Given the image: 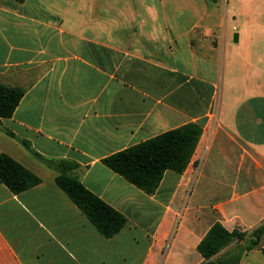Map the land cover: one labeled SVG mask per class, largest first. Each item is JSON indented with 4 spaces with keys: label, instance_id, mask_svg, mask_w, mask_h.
Returning <instances> with one entry per match:
<instances>
[{
    "label": "crops",
    "instance_id": "0c3cea01",
    "mask_svg": "<svg viewBox=\"0 0 264 264\" xmlns=\"http://www.w3.org/2000/svg\"><path fill=\"white\" fill-rule=\"evenodd\" d=\"M228 4L0 0V84L25 90L0 153L41 179L19 194L0 181V264H205L216 223L239 236L209 261L264 264V10ZM189 123L203 129L190 164L152 195L103 163ZM62 162L126 216L116 236L59 188Z\"/></svg>",
    "mask_w": 264,
    "mask_h": 264
},
{
    "label": "trees",
    "instance_id": "16d2710c",
    "mask_svg": "<svg viewBox=\"0 0 264 264\" xmlns=\"http://www.w3.org/2000/svg\"><path fill=\"white\" fill-rule=\"evenodd\" d=\"M24 94V89L0 84V119L13 116ZM202 134L201 125L189 123L106 157L103 163L146 194L152 195L166 171L185 172ZM76 167L74 163H60L57 185L105 238L116 236L126 226V216L87 189L73 174ZM0 181L10 191L19 194L38 185L41 179L9 155L0 153ZM263 234L264 225L254 231L257 238L255 245ZM238 236V233L229 232L216 223L199 243L197 250L207 260L205 264H215L209 259ZM262 253L264 255V247Z\"/></svg>",
    "mask_w": 264,
    "mask_h": 264
},
{
    "label": "rangeland",
    "instance_id": "374dc122",
    "mask_svg": "<svg viewBox=\"0 0 264 264\" xmlns=\"http://www.w3.org/2000/svg\"><path fill=\"white\" fill-rule=\"evenodd\" d=\"M256 1L257 0H228L229 4H228V8H227V14H228V11L230 9H237V13L239 14L240 18H243V17H247V16H250L252 14H257V15H260L263 17V10H264V7L262 6V3L261 2L260 4H257L256 6ZM60 9H65L64 6H59ZM263 23H264V19H262ZM236 26H241L239 23L238 25L236 24ZM247 30V28H246ZM127 247L124 246L123 250H124V253L127 252ZM123 264H140V261H133V262H123Z\"/></svg>",
    "mask_w": 264,
    "mask_h": 264
},
{
    "label": "water",
    "instance_id": "95a60500",
    "mask_svg": "<svg viewBox=\"0 0 264 264\" xmlns=\"http://www.w3.org/2000/svg\"><path fill=\"white\" fill-rule=\"evenodd\" d=\"M234 41H235V42H238V34H235V35H234Z\"/></svg>",
    "mask_w": 264,
    "mask_h": 264
}]
</instances>
